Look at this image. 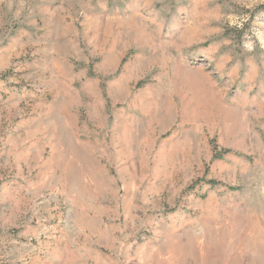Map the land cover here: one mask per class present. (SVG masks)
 Wrapping results in <instances>:
<instances>
[{
	"label": "rangeland",
	"instance_id": "rangeland-1",
	"mask_svg": "<svg viewBox=\"0 0 264 264\" xmlns=\"http://www.w3.org/2000/svg\"><path fill=\"white\" fill-rule=\"evenodd\" d=\"M0 264H264V0H0Z\"/></svg>",
	"mask_w": 264,
	"mask_h": 264
},
{
	"label": "crops",
	"instance_id": "crops-1",
	"mask_svg": "<svg viewBox=\"0 0 264 264\" xmlns=\"http://www.w3.org/2000/svg\"><path fill=\"white\" fill-rule=\"evenodd\" d=\"M9 97V96H8ZM7 101H10V99H8ZM19 129H22V128H20V127H18Z\"/></svg>",
	"mask_w": 264,
	"mask_h": 264
}]
</instances>
